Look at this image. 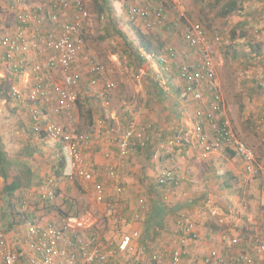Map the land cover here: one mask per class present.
<instances>
[{
    "label": "crops",
    "instance_id": "1",
    "mask_svg": "<svg viewBox=\"0 0 264 264\" xmlns=\"http://www.w3.org/2000/svg\"><path fill=\"white\" fill-rule=\"evenodd\" d=\"M44 3L45 0H0V228L6 235L3 249L19 254L20 264H29L35 255L32 246L36 242L29 231L30 225L61 227L84 220L87 233L83 235H99L109 252L126 235L139 233L133 241V253L116 255L114 264H172L171 254L178 247L179 239L184 237L178 221L182 216H189L197 238L188 241L182 264H205V259L213 251L225 259L245 254L251 261L258 262L254 241L258 237L264 238V202L259 199L264 198V186H256V183L248 186L258 175L251 176L244 161L230 150L210 154L204 159L199 153L190 154L194 141L189 140L184 145L188 149L184 161L163 149L167 147V141L176 136V126H172L170 106L165 103L173 92L167 90L163 81L165 77L156 72L157 69L167 70L161 59L154 64V72L167 99L160 101L145 91L148 97L141 109L143 115L139 121L142 123L137 122L154 138L147 147L138 145L133 154L123 159L118 154L114 138L127 129L130 120L136 121L135 112L130 105L113 104L116 85L112 78L109 75L93 76L86 52L79 57L75 66L76 72L82 75L78 89L79 132L91 140L81 145V151L98 176L87 181L71 174L65 144L46 134L47 128L54 123L65 126L64 116L55 114L56 97L47 101L32 98L37 86L43 85L51 90L61 81L58 77L61 73L46 66L52 52L31 48L28 53L18 51L9 56L8 50L1 45L4 37L15 39L20 34L33 40L36 35L23 19L28 14L33 17ZM128 3L129 10L134 4ZM139 4H146V0ZM252 16L261 19L264 12L259 13L258 9ZM133 22L142 27L140 21ZM263 47L260 44H254L252 49L245 47L251 51L253 71L260 70L259 64L264 62ZM186 48L194 53L189 56L181 54V57L196 64L199 54L187 43ZM147 62L139 69L143 76L152 71L148 68L152 64L149 60ZM179 72L178 77L182 80ZM166 80L169 83V79ZM182 81L185 84L183 91L187 92L186 82ZM217 83L221 86L218 78ZM106 84L113 85L109 107H105L101 98ZM14 90L18 93L15 94ZM201 91L204 98L208 97L207 88ZM212 100L210 92V102ZM154 102L161 107L159 115L150 113L157 109L151 106ZM159 152L165 155L159 156ZM167 167L174 169L176 177L169 187L160 188L159 176ZM99 186L102 193L98 192ZM116 186L123 188V193L119 194ZM50 192H55L54 203L47 199ZM249 195L257 197H247ZM216 199L219 201L217 206L214 205ZM107 209L114 211L117 224L113 218H105ZM96 210L103 214L99 222L93 215ZM223 230L228 233H222ZM234 239L239 240V246L232 245ZM212 240L222 243L216 248L210 245Z\"/></svg>",
    "mask_w": 264,
    "mask_h": 264
},
{
    "label": "built area",
    "instance_id": "2",
    "mask_svg": "<svg viewBox=\"0 0 264 264\" xmlns=\"http://www.w3.org/2000/svg\"><path fill=\"white\" fill-rule=\"evenodd\" d=\"M179 3L180 0H147L146 4L131 6L129 8L130 17L133 21H140L146 29L153 30L164 25L165 9L168 6L177 7ZM155 4H159V6L157 7ZM33 14V17L28 14L23 19V22L28 24V28L36 35L33 40L29 39V42L20 34L15 39L4 37L1 45L8 50L9 56L18 51L28 53L31 48L40 52L43 50L52 52L53 56L46 66L61 73L58 75L61 81L51 90L43 85L37 86L32 92V98H41L47 101L52 99V96L56 97L55 114L64 116L65 126L56 123L50 125L47 128V137L62 141L65 144L70 159L71 174L91 181L98 174L95 170H91V167L85 162L81 151V145L89 143L91 140L90 137L81 134L78 130V89L82 82V75L75 70L79 57L84 53L82 34L90 20L86 0H45V3ZM70 16V20L65 21ZM52 26L54 27L52 28ZM183 26L184 40L199 54V61L187 67L183 66L180 77L186 82V91L192 95L197 103L203 102L202 88H207L213 96V100L207 109H200L197 112L199 118L211 125L210 135L204 133V128L198 129L196 146L199 154L202 158H206L210 154H221L231 150L235 156L244 161L246 170L251 176L259 175L262 168L254 151L240 138L226 115V104L222 99V92L217 83L214 61L216 51L209 41L207 32L201 24L191 23L188 20L184 21ZM175 58V52L171 49L167 57L161 58V63L168 69V66L176 65ZM90 63V73L93 76H105L106 67L98 59L93 58ZM93 82L95 83V80ZM112 87L113 85L106 84L101 93L103 103L107 106L111 104L110 90ZM14 93L17 94L18 92L14 90ZM152 140L153 137L147 132V129L140 128L135 120H130L127 129L114 138V143L119 156L124 159L128 158L138 145L145 148ZM186 142L189 140L184 142V140L170 138L165 149L170 151L172 147L178 148L183 144L185 145ZM175 177V171L166 168L159 176V187H169ZM116 191L121 194L124 190L118 187ZM98 192L102 193L100 186ZM47 199L50 203H54L55 192L48 193ZM93 215L97 216V212ZM107 216L113 218L115 224L118 223L112 209H107ZM86 226L84 220L72 224L67 223L61 227L56 225L43 228L40 225H30L29 231L36 238V242L32 246L35 255L30 258L29 264H114L116 255L133 253V241L138 238V232L126 235L121 243L109 252L105 249L99 235H91L90 237L83 235L87 233ZM178 226L181 228L184 237L179 239L178 247L171 254L172 264L183 263L187 254L188 241L197 238L194 224L189 216H182L178 221ZM5 240L6 235L0 228V264H20L19 254L3 249ZM232 243L235 247L240 244L238 239H234ZM254 245L258 262L251 261L245 254H239L235 259H225L217 251H213L204 263L263 264L264 238L258 237L254 241Z\"/></svg>",
    "mask_w": 264,
    "mask_h": 264
},
{
    "label": "rangeland",
    "instance_id": "3",
    "mask_svg": "<svg viewBox=\"0 0 264 264\" xmlns=\"http://www.w3.org/2000/svg\"><path fill=\"white\" fill-rule=\"evenodd\" d=\"M129 1L132 5H136L143 0H137V2L134 0H86L90 20L82 34L84 53L86 52L87 61L96 58L106 67L105 75H109L116 85V89H114L116 99L113 104L116 106L130 105L135 112L136 122L142 123L139 121L143 115L141 109L148 97L145 91L151 92L152 88L151 85H149L151 88H147L144 78L153 77L156 74L154 64L157 63V59H161L163 56L167 57L169 50L172 49L176 55V65L168 66L166 71L157 69L156 72L165 77L163 81L166 82L165 85L167 84V90L173 92L165 103L170 106L169 113L173 116L172 126H176L174 138L184 140V142L185 140L194 141V143L191 142L194 149H191L190 154L199 153L195 144L198 139V129L204 128V133L210 135L211 127H208L207 122L197 116V112L200 109L206 110L207 104L210 102V93L208 97L203 98V103H197L189 92L183 91L185 84L178 77V69L193 64L181 57V54L189 56L194 53L186 48L184 42V21L201 24L216 51L214 58L216 74L221 84L222 99L226 104V115L240 138L254 151L262 168L261 173L254 177L255 182H251L248 186H253L255 183L256 186H264V62L259 64L260 70L253 71V60L249 53L251 51L245 48L252 49L254 44L264 46V17L256 19L252 16L258 9L259 13L262 11L263 14V0H180L177 7L168 6L165 9L163 26L153 30L145 29V31L142 30L145 28L143 24H141L142 28L131 21L128 12ZM233 1L236 2L238 9L230 15L224 16V13L231 8L230 4ZM159 4L155 5L158 7ZM57 28L55 29L59 31ZM118 30L128 40L133 41L136 46L140 44V39L136 35L137 30L152 35L153 46L157 49L159 45H162L158 55L151 56L142 52L146 60L152 64V67L148 66L152 71L146 72L144 76L139 73L138 62L135 61L133 52L127 50L129 46L117 35ZM179 48H182V51ZM242 49H247L248 52ZM262 51L264 56V49ZM166 79H169V83ZM154 98L157 99V96ZM165 103L164 106H166ZM155 104L154 102L151 106L157 109L150 113L159 115L161 107ZM109 106L105 105V107ZM112 145L114 146V143ZM187 151L188 149L186 150V146L183 144L178 148L172 147L170 151L166 152L175 153L178 159L185 161L188 156ZM160 155H165V153L159 152ZM250 196L253 195L247 197ZM244 198L242 196V199ZM259 199L262 203L264 202V198L260 197ZM216 200L215 204L213 202L215 206L219 204L218 199ZM245 201L247 202L246 198ZM96 212H98L99 222L103 214L101 215L98 210ZM258 212L260 214V211ZM104 214L105 218H108L107 210ZM241 226V228H245V225ZM221 232L228 233L227 230ZM217 241H210V245L218 248L222 241L221 243Z\"/></svg>",
    "mask_w": 264,
    "mask_h": 264
},
{
    "label": "trees",
    "instance_id": "4",
    "mask_svg": "<svg viewBox=\"0 0 264 264\" xmlns=\"http://www.w3.org/2000/svg\"><path fill=\"white\" fill-rule=\"evenodd\" d=\"M230 5H231L230 6L231 8L224 13V16H228L238 9L236 2L233 1ZM117 35L120 38H122V40L125 42L126 45L129 46L127 48V50L133 52L134 59H135V61L138 62L137 68H139V69L142 68L143 66H145V64H147L146 58L142 55L143 51L146 54L154 56L155 54L158 55L162 49V45H159L158 49L156 47H154L152 40H151L153 38V36L147 35L142 31L137 30V33H136V35L140 39L139 46H136V44L133 41L128 40V38H126V36L120 30L117 31ZM146 80L148 81L149 85H151V87H152V88L150 87L151 92L155 93L153 96H157L158 97L157 99H159L160 101H165V99H167L166 98V92H165L163 86L160 84L159 80L156 78V75L154 74L153 77H147ZM207 126L211 127L210 124H207ZM230 153L234 154V152H232L231 150H230Z\"/></svg>",
    "mask_w": 264,
    "mask_h": 264
}]
</instances>
